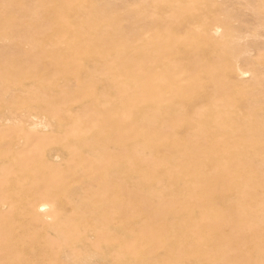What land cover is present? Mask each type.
Masks as SVG:
<instances>
[{
    "label": "rangeland",
    "instance_id": "rangeland-1",
    "mask_svg": "<svg viewBox=\"0 0 264 264\" xmlns=\"http://www.w3.org/2000/svg\"><path fill=\"white\" fill-rule=\"evenodd\" d=\"M0 264H264V0H0Z\"/></svg>",
    "mask_w": 264,
    "mask_h": 264
},
{
    "label": "bare ground",
    "instance_id": "bare-ground-1",
    "mask_svg": "<svg viewBox=\"0 0 264 264\" xmlns=\"http://www.w3.org/2000/svg\"><path fill=\"white\" fill-rule=\"evenodd\" d=\"M56 158V157H55ZM48 257V256H47Z\"/></svg>",
    "mask_w": 264,
    "mask_h": 264
}]
</instances>
